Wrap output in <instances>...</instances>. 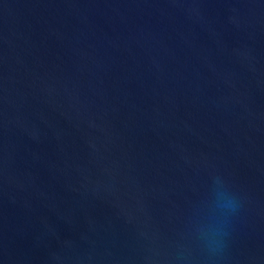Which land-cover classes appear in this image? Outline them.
I'll list each match as a JSON object with an SVG mask.
<instances>
[{
	"label": "water",
	"instance_id": "1",
	"mask_svg": "<svg viewBox=\"0 0 264 264\" xmlns=\"http://www.w3.org/2000/svg\"><path fill=\"white\" fill-rule=\"evenodd\" d=\"M0 264H264V0H0Z\"/></svg>",
	"mask_w": 264,
	"mask_h": 264
}]
</instances>
